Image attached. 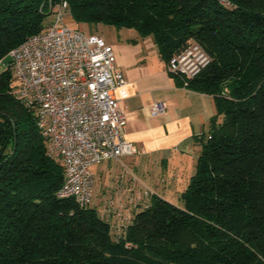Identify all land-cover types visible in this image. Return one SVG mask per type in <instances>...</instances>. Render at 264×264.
Returning a JSON list of instances; mask_svg holds the SVG:
<instances>
[{
  "label": "trees",
  "instance_id": "obj_1",
  "mask_svg": "<svg viewBox=\"0 0 264 264\" xmlns=\"http://www.w3.org/2000/svg\"><path fill=\"white\" fill-rule=\"evenodd\" d=\"M75 23L134 29L161 59L198 43L187 89L213 97L193 176L156 195L119 234L93 203L59 198V163L0 72V264H264V0H64ZM48 0H0V62L51 22ZM48 18H51L47 22ZM182 86L181 78L172 75ZM93 200V199H92Z\"/></svg>",
  "mask_w": 264,
  "mask_h": 264
},
{
  "label": "built area",
  "instance_id": "obj_2",
  "mask_svg": "<svg viewBox=\"0 0 264 264\" xmlns=\"http://www.w3.org/2000/svg\"><path fill=\"white\" fill-rule=\"evenodd\" d=\"M51 22L41 33L29 36L7 54L12 72L13 95L35 119L46 144V155L59 163L64 182L59 198H73L81 207L92 203V167L138 153L125 139L126 120L114 92L125 85L116 70L113 48L97 34L67 25L69 7L64 0H48ZM208 63L196 42L173 55L169 74L193 78ZM160 103L151 115L163 112Z\"/></svg>",
  "mask_w": 264,
  "mask_h": 264
},
{
  "label": "crops",
  "instance_id": "obj_3",
  "mask_svg": "<svg viewBox=\"0 0 264 264\" xmlns=\"http://www.w3.org/2000/svg\"><path fill=\"white\" fill-rule=\"evenodd\" d=\"M127 40L113 48L115 68L126 82L114 97L126 120L124 137L138 153L92 167L95 205L117 215L138 211L150 195L181 204L201 153L199 138L216 113L212 96L179 85L169 74L157 47ZM154 103L164 107L157 116L150 111Z\"/></svg>",
  "mask_w": 264,
  "mask_h": 264
},
{
  "label": "rangeland",
  "instance_id": "obj_4",
  "mask_svg": "<svg viewBox=\"0 0 264 264\" xmlns=\"http://www.w3.org/2000/svg\"><path fill=\"white\" fill-rule=\"evenodd\" d=\"M51 18H48L47 22L50 21ZM67 25L71 27L72 29L80 30L83 31L87 34H97L101 36L107 44H109L112 48H117L119 45L126 43L128 41L127 39H139L140 44L142 46L152 44L155 49L156 46L154 45V42L150 36L142 38L134 29H128V28H121L117 29L114 26L110 25H105L103 23H98V24H79L75 23L72 21L70 17L67 18ZM143 39V41H141ZM150 41V42H149ZM9 63V58L5 57L1 62H0V72L5 70V68L8 66ZM148 194H144V198H147ZM98 197L97 199H99ZM99 201V200H98ZM93 207L98 208L100 215L107 220L110 225H111V232L112 234H119V230H121V224H127V222L131 219L133 211H128L124 215H117L116 213H109L108 210L111 209L109 206H105V204H96L95 202V190L93 191ZM142 207V206H140Z\"/></svg>",
  "mask_w": 264,
  "mask_h": 264
}]
</instances>
